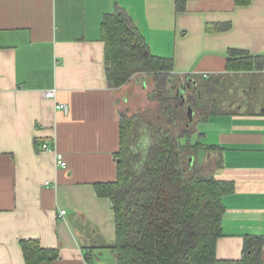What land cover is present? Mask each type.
<instances>
[{
	"label": "crops",
	"instance_id": "obj_1",
	"mask_svg": "<svg viewBox=\"0 0 264 264\" xmlns=\"http://www.w3.org/2000/svg\"><path fill=\"white\" fill-rule=\"evenodd\" d=\"M118 8L154 56L173 60L174 80L219 85L220 113L200 121L192 108V142L212 146L216 178L234 187L217 258L264 264V0H0V264H26L23 241L58 251L52 264H115L114 205L96 184L117 181L122 116H146L155 97L144 75L108 85L102 22ZM231 50L261 60L229 71ZM247 238L260 250H247Z\"/></svg>",
	"mask_w": 264,
	"mask_h": 264
},
{
	"label": "trees",
	"instance_id": "obj_2",
	"mask_svg": "<svg viewBox=\"0 0 264 264\" xmlns=\"http://www.w3.org/2000/svg\"><path fill=\"white\" fill-rule=\"evenodd\" d=\"M102 40L109 87H123L135 76L144 75L153 80L155 99L161 100L157 115L122 116L117 181L96 184L99 196L110 198L114 205L115 264H227L218 260L217 245L223 236V198L234 187L218 180L216 172L202 173L196 167V154L213 148L201 140L192 142L196 120L190 122L182 99L170 91L171 81L178 82L173 76V60L154 56L120 8L105 15ZM260 60L248 52L231 50L228 70L246 72ZM218 86L198 85L189 92L187 103L198 120L220 113L211 96ZM220 167L221 163L217 169ZM251 246L259 251L262 242L247 238L246 249ZM21 248L26 264H52L59 259L58 251L44 249L37 241H23ZM255 263L261 264L258 257L254 263L246 261Z\"/></svg>",
	"mask_w": 264,
	"mask_h": 264
},
{
	"label": "rangeland",
	"instance_id": "obj_3",
	"mask_svg": "<svg viewBox=\"0 0 264 264\" xmlns=\"http://www.w3.org/2000/svg\"><path fill=\"white\" fill-rule=\"evenodd\" d=\"M171 93L175 96V93L173 91H171ZM149 98L151 99L152 96ZM153 98L154 99L150 101L151 103L146 108L147 111L146 112L142 111L144 112L146 116H154L159 113L160 106L158 104L159 103L158 99L156 100L155 97ZM216 157H217V154L215 150H212V149L208 151H204V152L202 151L200 154H196L197 169L201 171L202 173H209V171L212 173L215 172L220 164V160H218V158Z\"/></svg>",
	"mask_w": 264,
	"mask_h": 264
},
{
	"label": "built area",
	"instance_id": "obj_4",
	"mask_svg": "<svg viewBox=\"0 0 264 264\" xmlns=\"http://www.w3.org/2000/svg\"><path fill=\"white\" fill-rule=\"evenodd\" d=\"M205 76L207 77V74ZM44 95H45V98L54 100L56 98V91L50 90V91L45 92ZM55 108L57 110L61 109L65 111L66 113L69 111L68 106L66 104L57 103ZM41 147H42V150H47V151L52 150L54 152L56 164L58 168L66 169L68 167V163L65 159V156L61 152L58 151L56 146L49 145L48 143H43ZM65 215H66V211H61V217H64Z\"/></svg>",
	"mask_w": 264,
	"mask_h": 264
},
{
	"label": "water",
	"instance_id": "obj_5",
	"mask_svg": "<svg viewBox=\"0 0 264 264\" xmlns=\"http://www.w3.org/2000/svg\"><path fill=\"white\" fill-rule=\"evenodd\" d=\"M172 87L170 89V91H173L175 93L176 97H180L183 101V105L187 103L188 100V94L191 90H197V83L193 82V84H189L188 81L185 79V81H180L178 82H174L171 81ZM199 98H202V92L199 91L198 93ZM188 116H189V120L190 122H193V109L192 107L188 108Z\"/></svg>",
	"mask_w": 264,
	"mask_h": 264
}]
</instances>
